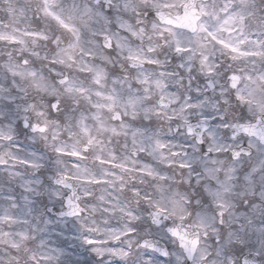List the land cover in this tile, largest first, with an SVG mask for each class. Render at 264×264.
I'll list each match as a JSON object with an SVG mask.
<instances>
[{
	"label": "clouds",
	"instance_id": "obj_1",
	"mask_svg": "<svg viewBox=\"0 0 264 264\" xmlns=\"http://www.w3.org/2000/svg\"><path fill=\"white\" fill-rule=\"evenodd\" d=\"M0 264H264V0H0Z\"/></svg>",
	"mask_w": 264,
	"mask_h": 264
}]
</instances>
